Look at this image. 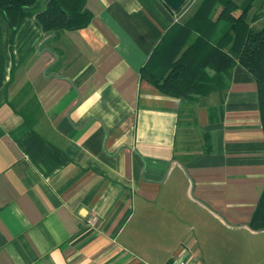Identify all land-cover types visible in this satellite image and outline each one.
Segmentation results:
<instances>
[{"label": "crops", "instance_id": "0c3cea01", "mask_svg": "<svg viewBox=\"0 0 264 264\" xmlns=\"http://www.w3.org/2000/svg\"><path fill=\"white\" fill-rule=\"evenodd\" d=\"M200 1L86 0L84 28L31 16L13 36L0 14V264H225L231 232L264 234L248 226L264 188L251 74L236 64L189 105L184 135L180 100L140 75Z\"/></svg>", "mask_w": 264, "mask_h": 264}, {"label": "trees", "instance_id": "16d2710c", "mask_svg": "<svg viewBox=\"0 0 264 264\" xmlns=\"http://www.w3.org/2000/svg\"><path fill=\"white\" fill-rule=\"evenodd\" d=\"M85 3L86 0H0V14L12 36L31 16L43 32L59 33L90 23L92 13ZM263 7L264 0H201L194 12L175 22L155 46L140 75L161 92L180 100L177 134L181 128L184 135L186 125L193 126L195 122L193 109L188 106L212 92L221 94L231 70L238 64L255 80L264 136V26L254 24ZM210 114L213 116L215 109ZM201 135L202 152L208 153L209 136ZM194 156H187L183 146L175 153L180 162ZM248 226L255 231L264 230V188Z\"/></svg>", "mask_w": 264, "mask_h": 264}, {"label": "rangeland", "instance_id": "374dc122", "mask_svg": "<svg viewBox=\"0 0 264 264\" xmlns=\"http://www.w3.org/2000/svg\"><path fill=\"white\" fill-rule=\"evenodd\" d=\"M230 237V254L225 264H264V234L252 236L248 231L238 230L231 232Z\"/></svg>", "mask_w": 264, "mask_h": 264}, {"label": "water", "instance_id": "95a60500", "mask_svg": "<svg viewBox=\"0 0 264 264\" xmlns=\"http://www.w3.org/2000/svg\"><path fill=\"white\" fill-rule=\"evenodd\" d=\"M163 2L172 10L178 11L184 5L186 0H163Z\"/></svg>", "mask_w": 264, "mask_h": 264}, {"label": "built area", "instance_id": "2783aa9c", "mask_svg": "<svg viewBox=\"0 0 264 264\" xmlns=\"http://www.w3.org/2000/svg\"><path fill=\"white\" fill-rule=\"evenodd\" d=\"M167 264H188V263L183 259L175 258L169 261Z\"/></svg>", "mask_w": 264, "mask_h": 264}]
</instances>
